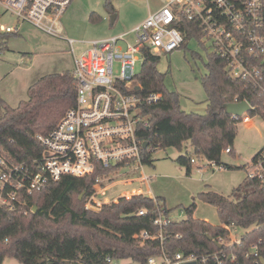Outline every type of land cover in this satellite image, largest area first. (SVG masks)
<instances>
[{
    "label": "trees",
    "instance_id": "trees-1",
    "mask_svg": "<svg viewBox=\"0 0 264 264\" xmlns=\"http://www.w3.org/2000/svg\"><path fill=\"white\" fill-rule=\"evenodd\" d=\"M114 0H106L105 7L112 14L116 11ZM102 18L93 13L91 24ZM186 46L193 33L186 25ZM10 34L1 33L3 46ZM145 60L136 79L140 84L137 95L146 97L160 93L163 99L154 105L144 106L143 112L150 118V126L141 131L151 151L143 150L144 165L153 166V153L158 150L178 149L181 155L175 162L191 174L193 160L204 158L226 170L233 166L223 164L227 149L233 154L238 124L225 106L248 102L253 110L249 117L264 118V93L254 90L245 81L233 78L226 70L223 59L210 54L209 72L202 78L207 96L205 114L188 113L181 108L180 95L164 87V75L158 70L159 57L144 50ZM77 103V90L72 73L48 75L32 85L28 100L12 108L0 94V169L27 165L41 158L43 147L37 136L48 135ZM193 148V153L188 147ZM185 150V153H183ZM256 157V156H255ZM246 167H243L246 170ZM118 168L99 169L91 177H66L50 182L41 191L28 194L21 191L14 209L0 207V264L6 258L20 264H112L131 260L147 264L151 257L164 253L173 257L182 253L185 257H202L219 250V238H227V231L194 217L197 206L185 209L186 218L171 220L163 227V241L149 240L143 246L135 236L144 232L160 233L156 220L163 214L170 217L172 211L161 198L137 196L121 200L100 211L87 210L82 194H87L101 174L115 173ZM199 200L214 206L221 224L249 229L241 248L230 251L242 264H264V189L257 180L247 177L229 196L214 191L202 192ZM37 212L34 213V208ZM144 211V215L140 212ZM259 228V229H258ZM253 230V231H252ZM261 242V243H259ZM259 243L258 257H246L254 244ZM259 261L258 263L256 262Z\"/></svg>",
    "mask_w": 264,
    "mask_h": 264
},
{
    "label": "built area",
    "instance_id": "built-area-1",
    "mask_svg": "<svg viewBox=\"0 0 264 264\" xmlns=\"http://www.w3.org/2000/svg\"><path fill=\"white\" fill-rule=\"evenodd\" d=\"M73 1L0 0V8L22 23L62 39V19ZM186 25L191 26L192 37L208 45L210 54L225 61L226 70L233 78L264 93V0H166L161 8L151 12L128 34L78 42L87 43L89 47L75 56L72 75L77 90L76 106L48 135L37 136L43 154L32 167L21 165L9 167L6 171L0 169V207L14 209V202L18 201L23 190L33 194L50 182H59L66 177H91L99 169L113 168L118 170L110 174L100 173L84 196L87 210L105 209L137 196L151 197L149 184L153 178L144 172L140 176L118 180L143 168L142 152L152 150L149 146L144 149L146 141L140 138L141 131L150 126V118L144 114L143 107L163 99L160 93L146 97L137 95L141 87L135 68L138 63L142 68L144 50L160 55L182 49ZM0 32L15 33L17 29L1 25ZM129 35H134V44L125 40ZM67 41L75 54L77 41ZM116 65H119L118 73L115 72ZM232 117L245 122L251 119L249 113ZM225 153L229 154L230 149ZM246 173L249 179L259 181L264 189V149L247 165ZM136 183L143 187L133 192L112 193L119 184ZM144 214V211L140 212V215ZM171 220V216L162 214L155 222L160 227L159 234L144 232L136 235L135 240L140 246L149 240L162 242L163 227ZM220 226L228 236L219 238L218 251L202 257H185L182 253L168 257L164 253L161 257L149 258L147 264H242L237 254L230 250L241 248L250 230L235 225ZM259 243L251 247L247 258L258 257ZM108 262L118 264L111 259Z\"/></svg>",
    "mask_w": 264,
    "mask_h": 264
},
{
    "label": "rangeland",
    "instance_id": "rangeland-1",
    "mask_svg": "<svg viewBox=\"0 0 264 264\" xmlns=\"http://www.w3.org/2000/svg\"><path fill=\"white\" fill-rule=\"evenodd\" d=\"M80 1L79 7L86 8V10L93 6L103 8L107 14V22L103 20L96 25L90 24L92 31H87L79 38L66 30L63 38L92 42L113 38L112 35L99 37L94 33L104 25L102 32L108 33L110 29L116 27L124 28L125 24L131 26L137 20L145 21L149 16L150 7L154 10L162 0H114L113 5L119 20L112 28L110 25L112 14L105 7L106 0ZM1 25L17 29L15 34H10L6 38L3 46L0 45V94L12 108H17L21 102L28 100L30 87L41 78L54 74L72 73L74 59L70 52L71 48L65 40L52 37L32 25L22 23L16 16L0 8ZM62 25L67 28L64 18ZM129 28H125L124 32H132L134 29ZM125 40L130 44L135 43L134 35H129ZM74 47L75 52L80 54L89 46L87 43H76ZM157 56L159 57L158 70L164 75L165 89L179 93L180 105L184 111L205 114L207 96L202 85V78L209 72L207 67L210 59L208 45L203 44V40L192 37L182 49L172 54ZM135 69L136 73H140L141 64L138 63ZM115 72H119V65L115 66ZM2 115L3 111L0 110V116ZM188 148L192 154L193 148L190 146ZM263 149L264 118L255 116L249 122L242 121L238 124L233 154L225 152L223 154L222 163L231 165L234 169L219 168L206 159L200 158L196 159V163L192 165V173L188 176L186 168L175 162L181 155V151L168 149L153 153V166L143 165L141 170L130 172L129 175L121 176L118 180L140 176L144 172L153 178L149 184L151 197L164 200L165 207L172 211L173 220L185 219L187 217L185 209L196 204L197 209L194 215L196 219L213 226H220L222 221L217 209L200 201L199 194L214 191L229 197L247 179V173L243 167L247 166ZM141 187L143 186L138 183L119 184L112 190V193L133 192ZM3 264L20 263L15 259L6 258ZM118 264L140 263L125 260L119 261Z\"/></svg>",
    "mask_w": 264,
    "mask_h": 264
},
{
    "label": "crops",
    "instance_id": "crops-1",
    "mask_svg": "<svg viewBox=\"0 0 264 264\" xmlns=\"http://www.w3.org/2000/svg\"><path fill=\"white\" fill-rule=\"evenodd\" d=\"M80 2H81L80 0L79 1L74 0L73 3L71 4V6L69 7L68 11L66 12V14L63 17L64 19H66V23H67V28L63 26L64 33L67 30L70 34L77 36V38H79L80 35L86 33L87 31L88 32L92 31V29H91L92 24L90 22V17L93 13L100 15V17L102 18L101 22L103 20L106 21L108 19L107 14H106V12H104L103 8L100 9V8H98V6H93V7H88V10H86V8L79 7L78 4ZM165 2H166V0H162L161 3L159 2V4H157L155 6L154 10L151 9V7H150L149 14L151 12L161 8L165 4ZM118 20H119L118 14L112 15L111 23H110L111 28L117 24ZM143 21L137 20V21L133 22L131 26H128L127 24H125L124 28L123 27H120V28L116 27L114 29H110L108 33L102 32L103 28L105 27V25H104V27H100L99 30L94 31V33L97 34L99 37H104V36H108V35H112V37H117V36L125 35V34H128L131 32V31L130 32H124L125 28L130 27L129 29H132V28L135 29ZM94 25H96V24H94ZM134 29H132V31ZM62 40H65L68 43L67 39L62 38ZM78 42L79 41H77L76 43H78ZM70 52H71V50H70ZM71 54H72L73 59H74V67H75V56H77L78 54L76 52H75V54H73L71 52ZM191 173H192V171H191ZM190 175H188V176H190Z\"/></svg>",
    "mask_w": 264,
    "mask_h": 264
},
{
    "label": "water",
    "instance_id": "water-1",
    "mask_svg": "<svg viewBox=\"0 0 264 264\" xmlns=\"http://www.w3.org/2000/svg\"><path fill=\"white\" fill-rule=\"evenodd\" d=\"M226 113L235 117H242L244 114L249 113L252 108L247 102H242L238 104H228L225 106ZM149 146L148 143H144L143 147L144 149H147ZM85 194H82L79 197V200L82 201L84 198ZM34 213L37 212V207L34 208L33 210ZM220 247V246H219Z\"/></svg>",
    "mask_w": 264,
    "mask_h": 264
}]
</instances>
